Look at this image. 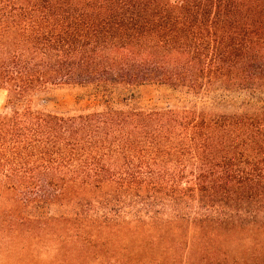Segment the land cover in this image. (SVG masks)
Instances as JSON below:
<instances>
[{"label": "trees", "instance_id": "16d2710c", "mask_svg": "<svg viewBox=\"0 0 264 264\" xmlns=\"http://www.w3.org/2000/svg\"><path fill=\"white\" fill-rule=\"evenodd\" d=\"M61 86L87 111L33 105ZM151 86L179 98H134ZM0 91V264L42 247L51 264H126L103 259L145 227L112 225L122 211L264 210V0H0ZM188 227L208 244L248 229Z\"/></svg>", "mask_w": 264, "mask_h": 264}, {"label": "rangeland", "instance_id": "374dc122", "mask_svg": "<svg viewBox=\"0 0 264 264\" xmlns=\"http://www.w3.org/2000/svg\"><path fill=\"white\" fill-rule=\"evenodd\" d=\"M87 94V91L77 87H55L36 95L33 105L50 113L85 112L88 108ZM132 94L134 98L154 104L173 102L179 98L173 91L152 86L137 88ZM5 105L6 96L0 91V114L5 111ZM220 108L232 110V107ZM199 212L195 205H190L184 218L166 209L155 215V219L145 220L141 214L122 211L113 218L112 225L145 227L124 230L118 244L107 246L108 253L103 259L109 262V257H114L126 264H264V210L249 211L245 216L231 214V219L222 213H215L213 224L206 223V220L197 221L195 218ZM136 218L143 222H134ZM187 226H248V229L220 231L215 233L218 243L208 244L199 240L204 234L201 230ZM38 251L42 253V259L37 264L52 263L50 249L42 247L36 251L39 254Z\"/></svg>", "mask_w": 264, "mask_h": 264}]
</instances>
